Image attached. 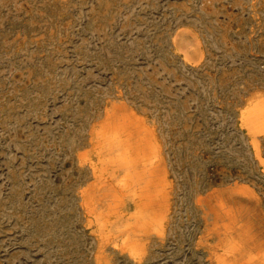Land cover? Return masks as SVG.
Listing matches in <instances>:
<instances>
[{"label":"rangeland","instance_id":"rangeland-1","mask_svg":"<svg viewBox=\"0 0 264 264\" xmlns=\"http://www.w3.org/2000/svg\"><path fill=\"white\" fill-rule=\"evenodd\" d=\"M263 102L264 0H0V264H264Z\"/></svg>","mask_w":264,"mask_h":264},{"label":"bare ground","instance_id":"bare-ground-1","mask_svg":"<svg viewBox=\"0 0 264 264\" xmlns=\"http://www.w3.org/2000/svg\"><path fill=\"white\" fill-rule=\"evenodd\" d=\"M247 121L254 127L264 128V102L255 106L249 112ZM102 139L104 142L106 141V138ZM115 164L118 165L119 169L125 171L127 177L131 175L133 165L123 155L118 160H115Z\"/></svg>","mask_w":264,"mask_h":264}]
</instances>
